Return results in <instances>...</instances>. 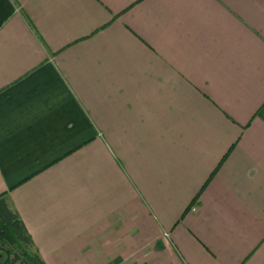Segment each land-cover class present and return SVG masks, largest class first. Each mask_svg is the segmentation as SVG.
I'll return each mask as SVG.
<instances>
[{"label": "crops", "instance_id": "crops-1", "mask_svg": "<svg viewBox=\"0 0 264 264\" xmlns=\"http://www.w3.org/2000/svg\"><path fill=\"white\" fill-rule=\"evenodd\" d=\"M4 192L44 264H264V0H0Z\"/></svg>", "mask_w": 264, "mask_h": 264}, {"label": "trees", "instance_id": "trees-1", "mask_svg": "<svg viewBox=\"0 0 264 264\" xmlns=\"http://www.w3.org/2000/svg\"><path fill=\"white\" fill-rule=\"evenodd\" d=\"M0 264H44L5 192L0 194Z\"/></svg>", "mask_w": 264, "mask_h": 264}, {"label": "built area", "instance_id": "built-area-1", "mask_svg": "<svg viewBox=\"0 0 264 264\" xmlns=\"http://www.w3.org/2000/svg\"><path fill=\"white\" fill-rule=\"evenodd\" d=\"M192 211H194V208L192 209Z\"/></svg>", "mask_w": 264, "mask_h": 264}, {"label": "rangeland", "instance_id": "rangeland-1", "mask_svg": "<svg viewBox=\"0 0 264 264\" xmlns=\"http://www.w3.org/2000/svg\"><path fill=\"white\" fill-rule=\"evenodd\" d=\"M193 208V207H192Z\"/></svg>", "mask_w": 264, "mask_h": 264}]
</instances>
